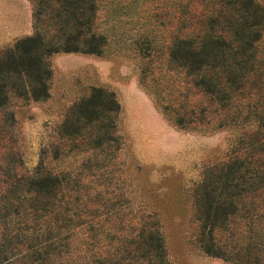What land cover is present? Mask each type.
I'll return each mask as SVG.
<instances>
[{
    "label": "trees",
    "instance_id": "1",
    "mask_svg": "<svg viewBox=\"0 0 264 264\" xmlns=\"http://www.w3.org/2000/svg\"><path fill=\"white\" fill-rule=\"evenodd\" d=\"M31 1L34 33L0 51V109L16 88L35 101L49 98L53 54L101 55L106 46V37L93 30L95 0ZM201 3L209 14L173 38L169 60L206 103L174 113L173 121L183 128L186 114L198 115L197 122L211 115L217 130L241 132L229 158L208 167L193 191L195 243L230 264H264V60L257 55L264 6L258 0ZM120 110L114 91L92 87L58 135L88 136L91 149L99 150L119 140ZM16 180L14 198L0 205V264H173L155 214L100 205L93 190H78L72 171L53 172L43 163Z\"/></svg>",
    "mask_w": 264,
    "mask_h": 264
},
{
    "label": "rangeland",
    "instance_id": "2",
    "mask_svg": "<svg viewBox=\"0 0 264 264\" xmlns=\"http://www.w3.org/2000/svg\"><path fill=\"white\" fill-rule=\"evenodd\" d=\"M202 1L95 0L93 30L106 37L103 53L53 54L49 98L35 101L16 88L0 109V205L14 198L16 179L43 163L53 172L72 171L78 190H93L100 205L155 214L171 263L230 264L195 243L193 191L208 167L229 158L241 129L217 130L211 115L197 122L198 115L186 114L183 128L173 121L174 113L206 103L169 60L173 38L209 14ZM33 11L31 0H0V51L34 33ZM257 55L264 60V26ZM92 87L114 91L121 105L119 140L99 150L91 149L88 136L57 131Z\"/></svg>",
    "mask_w": 264,
    "mask_h": 264
}]
</instances>
